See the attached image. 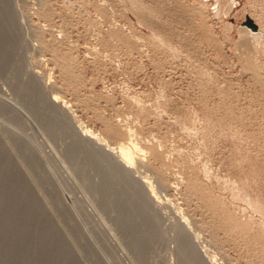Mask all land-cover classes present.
Instances as JSON below:
<instances>
[{
	"label": "rangeland",
	"instance_id": "rangeland-1",
	"mask_svg": "<svg viewBox=\"0 0 264 264\" xmlns=\"http://www.w3.org/2000/svg\"><path fill=\"white\" fill-rule=\"evenodd\" d=\"M9 3L19 41L0 53V264H183L181 218L213 264H264V0ZM34 79L81 127L135 151L133 175L160 207L131 213L138 203Z\"/></svg>",
	"mask_w": 264,
	"mask_h": 264
},
{
	"label": "bare ground",
	"instance_id": "bare-ground-1",
	"mask_svg": "<svg viewBox=\"0 0 264 264\" xmlns=\"http://www.w3.org/2000/svg\"><path fill=\"white\" fill-rule=\"evenodd\" d=\"M14 10H12L11 9V4L9 3V0H0V53L1 52H3V49H5V48H7V49H14V47H16V45H17V43H18V38H17V36L15 37V34H17V33H15V23H14V18H13V15H14V13L15 12H13ZM252 25H253V23H252ZM19 27V26H18ZM252 28H254V26H251ZM17 31V30H16ZM259 31V30H258ZM3 34H5L6 36L5 37H3V41H2V35ZM19 46V45H18ZM22 46V45H21ZM20 50V49H19ZM4 52L5 53H7V51H5L4 50ZM19 52V51H18ZM4 53V54H5ZM12 54H13V52H12ZM0 55H2V54H0ZM6 55V54H5ZM7 55H9V53L7 54ZM19 55V54H18ZM11 56V55H10ZM9 56V57H10ZM1 57V56H0ZM15 60H16V57H15ZM13 61V60H12ZM0 63H2V62H0ZM16 63V62H15ZM13 67L14 66H12V69H13ZM16 70V69H15ZM35 73H37V72H35ZM33 74H34V72H33ZM37 76V75H36ZM34 77H35V74H34ZM39 81V80H38ZM37 81L34 79V81H32V82H30L29 84H27V87H29L28 89H32V90H37V94H38V98H40V100L42 101V103L44 102L46 105H48L49 107H50V109L53 111V114L52 115H56V116H54L55 118L57 117L58 118V120H61L62 122H64V124L66 123V125L68 126V127H70L71 128V130L73 131V134H76V136L77 137H79L80 138V140L82 141V142H87V144H90L89 146H90V148L95 152V153H97V156H98V154H100L97 158L100 160L101 159V157L106 161V162H108V164L107 165H109L110 166V168L112 169L111 171H113V174L116 176V177H118L119 179H120V181L122 182V184L124 185V187H125V192H126V194H128V195H130V196H132V198L138 203V205H137V207H136V210H135V208H133V209H130V211H131V213L132 214H134L135 216H136V213H148V215H150L151 214V212L153 211V208H158V206L159 205H156L157 207H153V203H154V205L157 203V200H156V198H158V197H156L155 196V194H154V192H153V190H151L150 188L151 187H149V182L150 181H148L149 180V178H146V179H148V180H146V179H141V178H136L134 175H133V171H132V164L136 161L135 160V158H134V156H133V154H132V152H135V151H131V147L130 146H128L127 147V145H119V147H115V146H112L111 144H109L108 142H105V141H102L101 140V138L98 136V135H96L94 132H92L91 130H89V129H87V128H83V126L81 127V124L79 125V123L77 124L76 123V119H74V120H76V121H73V116H70V114H68V112L69 111H67V109H68V107H67V105L65 104V103H61V101L59 100V98H58V96L57 95H53V96H51V95H49L48 97H47V95H46V97L45 98H43V95L45 96V92H44V90L46 89H44V87L43 86H41L40 85V83H36ZM25 85V84H24ZM39 86V87H38ZM18 87H19V85H18ZM17 87V88H18ZM20 88V87H19ZM21 89V88H20ZM27 90V89H26ZM1 91V90H0ZM29 91V90H28ZM34 91V92H35ZM3 99V98H2ZM2 101V100H1ZM40 101V102H41ZM10 104V103H9ZM44 104V105H45ZM47 106V107H48ZM14 108V107H13ZM8 111V110H7ZM51 111H49L48 113H50ZM8 113V112H7ZM46 114V113H45ZM41 115V114H40ZM51 115V114H50ZM51 115V117L54 119V117ZM55 120V119H54ZM53 121V120H52ZM57 121V120H56ZM62 122H61V124H62ZM60 124V125H61ZM62 126V125H61ZM60 126V127H61ZM63 127V126H62ZM61 127V128H62ZM64 128V127H63ZM62 128V129H63ZM66 128V127H65ZM68 130V129H67ZM70 130V129H69ZM71 131V132H72ZM67 132V131H66ZM70 132V131H69ZM70 132V133H71ZM68 133V132H67ZM69 134V133H68ZM72 134V133H71ZM70 134V135H71ZM73 137V139H75L74 138V136H72ZM15 138L17 139V141H19L18 139H19V137L17 138L16 136H15ZM21 140V139H20ZM23 141V140H22ZM21 141V142H22ZM18 143H20V142H18ZM22 144H24V143H22ZM26 144V143H25ZM79 144V143H78ZM20 145V144H19ZM133 145V144H132ZM24 147H25V145H23ZM78 146V145H77ZM81 146V145H80ZM134 147V150L136 149V152H137V150H139V151H143V150H141L140 149V147L137 145L136 146V144L135 145H133ZM24 147H22V148H24ZM131 149H130V148ZM1 148V147H0ZM21 148V147H20ZM21 148V149H22ZM29 148V147H28ZM28 148H27V150H28ZM3 149V148H2ZM31 149V148H30ZM84 149H86V148H84ZM88 151H89V149H87ZM1 151V150H0ZM3 151V150H2ZM26 151V150H25ZM24 151V152H25ZM91 152V150H90V152H91V154H93L94 152ZM139 151H138V153H139ZM23 152V151H22ZM23 152V153H24ZM32 152V151H31ZM30 152V153H31ZM87 152V151H86ZM27 152H25V154H26ZM94 153V154H95ZM142 153H144V152H142ZM141 153V154H142ZM28 154V153H27ZM89 154V153H88ZM93 154V155H94ZM31 155V154H30ZM96 155V154H95ZM91 156V155H90ZM32 157V156H31ZM100 157V158H99ZM93 159V158H92ZM135 160V161H134ZM6 161H8V160H6ZM103 161V160H102ZM136 163V162H135ZM11 164V163H10ZM34 164V163H33ZM106 165V166H107ZM3 166H4V164H3ZM11 166V165H10ZM5 167H6V164H5ZM7 167H8V165H7ZM133 167H134V165H133ZM8 168H10V167H8ZM11 168H12V166H11ZM106 168H109V167H106ZM109 168V169H110ZM0 169H2V168H0ZM3 169H5V168H3ZM7 169V168H6ZM15 169V168H14ZM11 171V170H10ZM9 171V172H10ZM16 171V170H15ZM14 171V172H15ZM111 171H110V173H111ZM136 171V170H135ZM2 172V171H1ZM12 172V175H13V170L11 171ZM109 173V174H110ZM135 173H137V171L135 172ZM0 174H2V173H0ZM4 174V173H3ZM8 174V173H7ZM108 174V173H107ZM6 175V174H5ZM11 175V174H10ZM11 175V176H12ZM15 175V174H14ZM42 175V174H41ZM40 175V176H41ZM11 176H10V178H11ZM16 176V175H15ZM23 176V175H22ZM108 176V175H107ZM137 176V175H136ZM146 176V175H145ZM1 177H3V176H1ZM7 177V176H6ZM17 177H18V175H17ZM21 177V176H20ZM20 177H19V181H20ZM109 177L110 176H108L107 178L109 179ZM112 177H113V175H112ZM111 177V178H112ZM138 177H140V176H138ZM12 178H14V176L12 177ZM21 178H23V177H21ZM143 178H144V176H143ZM8 179V178H7ZM14 179H16V178H14ZM114 179V178H113ZM118 179V180H119ZM22 180V179H21ZM24 180V179H23ZM27 180V179H26ZM117 180V181H118ZM107 181V180H106ZM105 181V182H106ZM115 181V180H114ZM116 181V182H117ZM13 182V181H12ZM27 182V181H26ZM25 182V183H26ZM2 183V182H1ZM10 183H11V181H10ZM15 183V182H14ZM20 183V182H19ZM108 183V182H107ZM107 183H104L103 184V186H105V187H107V194H108V192H109V184H107ZM115 183V182H114ZM150 183H153V182H150ZM17 184V183H16ZM118 184H120V183H118ZM22 185H24L23 183H22ZM153 185V184H152ZM152 185H150V186H152ZM3 186V185H2ZM19 186V185H18ZM118 186H120V185H118ZM10 187V186H9ZM22 187H25V185L24 186H22ZM154 187V186H153ZM5 188V186L2 188V192L1 193H3L4 191H3V189ZM6 188H8V186L6 187ZM19 188V187H18ZM21 188V187H20ZM1 189V188H0ZM22 189V188H21ZM24 189V188H23ZM106 189V188H105ZM124 189V188H123ZM100 190H103V189H100ZM119 190V189H118ZM12 191H14V190H12ZM19 191V190H18ZM21 191V190H20ZM19 191V192H20ZM24 191V190H23ZM8 192V191H7ZM25 192H26V188H25ZM16 193V192H15ZM23 193V192H22ZM104 193V192H103ZM9 194V193H8ZM25 194V193H24ZM114 194V193H113ZM115 194H117V193H115ZM123 195H124V193H122ZM1 195V194H0ZM4 195H5V193H4ZM12 195V194H11ZM11 195H10V197H11ZM20 195V194H19ZM109 195V194H108ZM3 196V195H2ZM13 196V195H12ZM16 195L14 194V197H15ZM21 196H22V194H21ZM23 196H25V195H23ZM28 196H29V194H28ZM28 196H25V197H28ZM106 196V195H105ZM113 196V195H112ZM13 197V198H14ZM17 197V196H16ZM1 198V197H0ZM7 198V197H6ZM19 197H17L16 199H18ZM113 198V197H112ZM2 199V198H1ZM0 199V200H1ZM3 199H5V198H3ZM2 199V200H3ZM105 199V198H104ZM106 199H108V197L106 198ZM109 199H111V197L109 198ZM6 200V199H5ZM9 200H10V198H9ZM14 200V199H13ZM19 200V199H18ZM12 201V200H11ZM15 201V200H14ZM110 201V200H109ZM2 202V201H1ZM6 202H9V201H6ZM116 202H117V200H116ZM156 202V203H155ZM159 202H161V201H159ZM158 202V203H159ZM111 203V202H110ZM157 203V204H158ZM1 204H4V203H1ZM162 204V206H161V208L163 207V203H161ZM112 205V204H111ZM125 205V204H124ZM6 206L4 205V208H5ZM35 207V206H34ZM38 207L40 208V206L38 205ZM124 207V206H123ZM134 207V206H133ZM160 207V206H159ZM1 208V207H0ZM3 208V209H4ZM37 208V207H36ZM35 208V209H36ZM39 208H38V211H39ZM118 208V207H117ZM42 209V208H41ZM121 209V208H120ZM126 210V209H125ZM158 210V209H157ZM156 210V211H157ZM43 211V210H42ZM41 211V212H42ZM162 211V210H161ZM122 212H125V211H121V213ZM167 212V211H166ZM47 213V212H46ZM126 213V212H125ZM120 214V213H119ZM123 214V213H122ZM162 214H164V216H165V213L164 212H162ZM170 214V213H169ZM41 215V214H40ZM161 215V214H160ZM166 215H168V214H166ZM9 216V215H8ZM13 216V215H12ZM44 216H46V214L44 213ZM122 216V215H121ZM124 216V215H123ZM129 216V215H128ZM145 216V215H144ZM163 216V217H164ZM9 217H11V216H9ZM130 217V216H129ZM134 217V216H133ZM166 217H168V216H166ZM139 218H141V216L139 217ZM10 219V218H9ZM122 219V218H121ZM130 219H132V217L131 218H129L128 219V217H127V220L129 221ZM153 219V218H152ZM181 219H183V218H181ZM181 219H180V226H179V230H178V233H179V236H177V237H179V238H177V241H178V246H179V253L181 254V258H182V261H180V263H183V264H213V261L210 259V258H208L209 256L207 255H205V254H203V252H205L206 251V249H202V248H200L199 247V245H198V249H197V241H195V239H198L197 238V236H193L191 233H189L190 232V230L188 231L187 230V227H188V225H187V227H186V225L184 224V222L183 221H181ZM134 219H132V221H133ZM184 220V219H183ZM126 221V219L124 220V221H122V222H125ZM128 221L126 222V223H128ZM132 221H130V222H132ZM142 221V220H141ZM178 221H179V219H178ZM121 222V223H122ZM134 222V221H133ZM148 223H150V221L148 222ZM153 223V222H152ZM49 223H47L46 225H48ZM52 224H53V222H52ZM129 224V223H128ZM131 224V223H130ZM129 224V225H130ZM135 224H136V222H135ZM143 224V223H142ZM141 224V225H142ZM151 224V223H150ZM7 225V224H6ZM54 225V224H53ZM52 226V225H51ZM51 226H50V224H49V230H52L51 229ZM137 226H139L138 225V223H137V225H136V227ZM151 226V225H150ZM153 226V225H152ZM9 227V226H8ZM133 227V226H132ZM146 227V226H145ZM149 227V226H148ZM155 227V226H154ZM190 227V226H189ZM53 228V227H52ZM140 228V227H139ZM138 228V230H140L141 231V229H142V227H141V229H139ZM144 228V227H143ZM54 229V228H53ZM124 229V228H123ZM129 229H131V228H129ZM128 229V231H129V234L130 233H132V231L131 230H129ZM133 229V228H132ZM137 229V228H136ZM4 230V229H3ZM49 230H48V232H49ZM143 231H144V229H142ZM137 230H135V233H137L136 232ZM139 231V232H140ZM149 231V230H148ZM122 232V231H121ZM134 232V231H133ZM138 232V233H139ZM142 232V231H141ZM145 232V231H144ZM50 233H52V232H50ZM48 234V233H47ZM50 235V234H49ZM126 235V234H125ZM148 235V234H147ZM129 236V235H128ZM136 236H138V235H136ZM127 237V236H126ZM131 238V237H130ZM139 238V237H138ZM135 239H137V237L135 238ZM134 239V240H135ZM140 239V238H139ZM141 239H143V238H141ZM138 240V239H137ZM139 241V240H138ZM142 241V240H141ZM196 242V243H195ZM201 242V241H200ZM135 244V243H134ZM140 244H141V242H140ZM177 244V243H176ZM133 245V244H132ZM137 246H139V245H137ZM141 247L143 246V245H140ZM201 246V245H200ZM92 247V246H91ZM204 247V246H203ZM93 248V247H92ZM91 248V249H92ZM139 248V247H138ZM89 249H90V247H89ZM88 249V250H89ZM93 250H91V252H92ZM180 256V255H179Z\"/></svg>",
	"mask_w": 264,
	"mask_h": 264
},
{
	"label": "water",
	"instance_id": "water-1",
	"mask_svg": "<svg viewBox=\"0 0 264 264\" xmlns=\"http://www.w3.org/2000/svg\"><path fill=\"white\" fill-rule=\"evenodd\" d=\"M252 23H253V22L250 20V21H249V24H250L251 26H254V27H255V25H254V24L252 25Z\"/></svg>",
	"mask_w": 264,
	"mask_h": 264
}]
</instances>
